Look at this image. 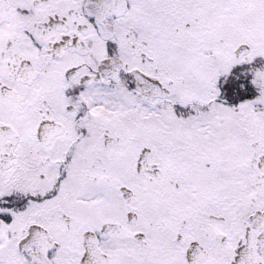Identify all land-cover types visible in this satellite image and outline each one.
Instances as JSON below:
<instances>
[{"label": "snow or ice", "instance_id": "obj_1", "mask_svg": "<svg viewBox=\"0 0 264 264\" xmlns=\"http://www.w3.org/2000/svg\"><path fill=\"white\" fill-rule=\"evenodd\" d=\"M0 264H264V0H0Z\"/></svg>", "mask_w": 264, "mask_h": 264}]
</instances>
